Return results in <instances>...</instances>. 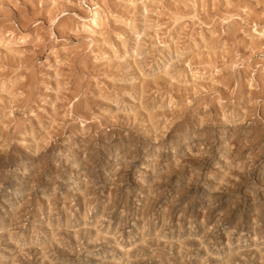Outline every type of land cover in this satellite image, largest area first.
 <instances>
[{
	"label": "rangeland",
	"instance_id": "1",
	"mask_svg": "<svg viewBox=\"0 0 264 264\" xmlns=\"http://www.w3.org/2000/svg\"><path fill=\"white\" fill-rule=\"evenodd\" d=\"M0 264H264V0H0Z\"/></svg>",
	"mask_w": 264,
	"mask_h": 264
}]
</instances>
